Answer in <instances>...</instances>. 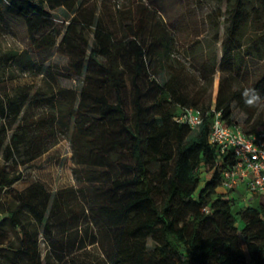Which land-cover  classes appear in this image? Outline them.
I'll list each match as a JSON object with an SVG mask.
<instances>
[{
	"label": "trees",
	"instance_id": "1",
	"mask_svg": "<svg viewBox=\"0 0 264 264\" xmlns=\"http://www.w3.org/2000/svg\"><path fill=\"white\" fill-rule=\"evenodd\" d=\"M77 3L0 0V12L26 23L35 49L50 50L58 44L69 57L68 70L82 78L78 91L62 88L46 98L50 116L30 121L32 135L16 123L31 100L30 87L0 94V153L25 165L55 145L58 134H70L73 161L85 168L82 174L75 170L83 184L79 189L87 194L86 210L100 229L101 238L91 244H100L112 264H264V201L243 206L242 198L230 196L223 181L234 158L210 141L217 112L228 125L241 126L233 118L235 108L248 116L249 127L241 126L247 134L264 130V107L258 105L264 100V75L251 93L238 78L242 56L264 58V39L243 50L251 25L264 31V0L260 8L251 0H231L221 61L210 50L198 59L201 79L210 86L218 65L229 73L209 105L207 88L199 80L189 87L188 66L173 56L175 42L158 11L143 6L136 13L96 15ZM60 8L74 15L63 29L53 16ZM11 57L18 60L20 55ZM24 66L29 70L33 63L26 61ZM163 71L169 75L160 83L157 76ZM128 78L134 89L132 110ZM151 92L155 102L146 104L145 96ZM190 108L201 109L204 119L198 133L188 138L193 129L175 117ZM153 164L158 167L152 169ZM20 179L0 169V197L3 192L12 197L7 203L0 201V229L7 226L18 240L6 247L4 257L11 264H46L39 227L49 233L58 220L65 232H72L81 220L68 203L75 194L51 195L39 183L20 192L12 187ZM237 220L243 222L241 228ZM75 244L71 241L69 250ZM58 246L65 248L63 242Z\"/></svg>",
	"mask_w": 264,
	"mask_h": 264
},
{
	"label": "rangeland",
	"instance_id": "2",
	"mask_svg": "<svg viewBox=\"0 0 264 264\" xmlns=\"http://www.w3.org/2000/svg\"><path fill=\"white\" fill-rule=\"evenodd\" d=\"M230 2L231 0H222L221 2L219 0H78L77 5L80 6V9H88L97 13L96 15L102 13L115 14L116 10L136 13L138 7L143 6L149 10L158 11L168 25L175 42L173 56L188 66L192 76L189 87L193 89L196 85L195 80H199V84H203V87L207 88L206 104L209 105L216 100L221 79L229 73L220 71L218 65L210 86L201 79L198 59L210 50L217 55L218 61H221L222 43L226 28V10ZM251 3L260 8L263 0H251ZM219 10L223 15L218 17L216 12ZM53 16L56 26L63 29L74 15L60 8L53 11ZM216 21L220 24L219 27L216 26ZM260 39H264V31L255 30L251 25L243 38V50L245 51L247 47L252 45L253 41ZM90 40L92 41V36H90ZM64 51V49H59L58 44L50 50L39 51L35 49L26 23L17 17L6 14L4 11L0 12V94H13L15 89L24 85L29 86L31 92V100L22 111L27 120L23 117V119L18 118L16 122H20L22 131H27L32 135L30 128L27 127L30 121L41 116H50L51 108L47 106L46 98L53 94H59L58 91L62 88L79 90L82 78L68 70L69 57ZM11 53H18L20 59L12 58ZM193 53L196 55L192 56ZM242 57V70L238 78L251 93L255 83L264 75V58L246 55ZM26 61L33 63L29 70L24 68L27 67L24 66ZM168 75L167 71L161 72L157 76L158 82L164 83ZM127 85L128 109L132 110L134 89L130 78L127 79ZM141 85L143 91H147L146 79L141 80ZM155 98V93H148L144 102L152 104L155 102ZM258 105L260 109H263L264 100ZM235 106L236 104L233 103V107ZM233 118L245 129L249 127L246 124L248 116L241 109L235 108ZM12 132L13 130H10L9 134L11 135ZM196 133L198 131L195 129L187 137L190 138ZM58 135H60V139L55 145L25 165L19 162V158L15 159L14 157L7 160L0 153V169H5L10 176H21V179L12 186L20 192L25 191L35 183H39L44 185L51 195L57 194L58 191H68L67 195L69 194L70 197L75 194L68 203H73L70 205L71 210L79 213L81 220L77 225H74L76 227L73 228L72 232H65L58 220H55L52 231L49 233L43 231L41 226L39 227V247L46 264H112L106 258L100 244H91L94 238L99 240L101 236L98 225L91 221L90 213L86 210L88 207L85 201L87 194L79 189L83 184L75 175V170L82 174L85 168L77 166L73 161L70 134ZM16 160H18V164L15 162ZM157 167L158 164L152 165V169ZM209 176L210 174H207V177ZM230 196L236 199L243 196H246L247 199L253 198L245 191V188L230 193ZM254 196V200H249L242 205L258 206L263 197ZM0 199V201L7 203L12 200V197L3 192ZM2 216L0 213V217ZM237 226L241 228L243 222L237 220ZM73 240H76L75 247L69 250ZM17 241L16 233L7 226L0 229V261L4 264H11L4 257L6 247L11 242L17 244ZM59 242L64 243L65 248L63 250L59 248ZM78 242L83 243L84 246H80ZM149 243L152 244V241L149 240ZM47 255L48 259L46 260ZM19 260L21 263V258Z\"/></svg>",
	"mask_w": 264,
	"mask_h": 264
},
{
	"label": "built area",
	"instance_id": "3",
	"mask_svg": "<svg viewBox=\"0 0 264 264\" xmlns=\"http://www.w3.org/2000/svg\"><path fill=\"white\" fill-rule=\"evenodd\" d=\"M204 114L199 108L187 109L175 117L179 123L193 130L203 124ZM210 141L217 144L221 153L230 154L234 164L224 172L223 187L227 192L245 188L250 195L264 196V130L247 134L241 126H230L217 112L210 132ZM250 199L243 196L241 204Z\"/></svg>",
	"mask_w": 264,
	"mask_h": 264
},
{
	"label": "crops",
	"instance_id": "4",
	"mask_svg": "<svg viewBox=\"0 0 264 264\" xmlns=\"http://www.w3.org/2000/svg\"><path fill=\"white\" fill-rule=\"evenodd\" d=\"M255 197V196H254ZM254 197L253 198H249L250 200H254ZM260 197H263L262 198V201H263V199H264V196L263 195H260Z\"/></svg>",
	"mask_w": 264,
	"mask_h": 264
}]
</instances>
